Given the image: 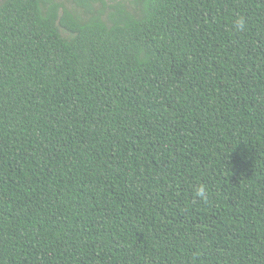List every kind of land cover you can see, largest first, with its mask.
Returning a JSON list of instances; mask_svg holds the SVG:
<instances>
[{"label": "trees", "instance_id": "trees-1", "mask_svg": "<svg viewBox=\"0 0 264 264\" xmlns=\"http://www.w3.org/2000/svg\"><path fill=\"white\" fill-rule=\"evenodd\" d=\"M0 264H264V0H0Z\"/></svg>", "mask_w": 264, "mask_h": 264}, {"label": "clouds", "instance_id": "clouds-1", "mask_svg": "<svg viewBox=\"0 0 264 264\" xmlns=\"http://www.w3.org/2000/svg\"><path fill=\"white\" fill-rule=\"evenodd\" d=\"M235 28L237 30H243L245 27V22L242 18H237L234 21ZM196 196L201 199L202 201L208 200V189L204 184H199L195 189Z\"/></svg>", "mask_w": 264, "mask_h": 264}]
</instances>
